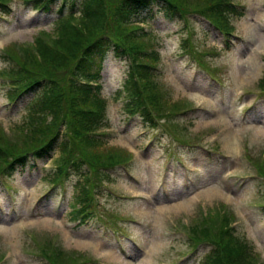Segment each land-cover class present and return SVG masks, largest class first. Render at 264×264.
Wrapping results in <instances>:
<instances>
[{"label": "rangeland", "instance_id": "374dc122", "mask_svg": "<svg viewBox=\"0 0 264 264\" xmlns=\"http://www.w3.org/2000/svg\"><path fill=\"white\" fill-rule=\"evenodd\" d=\"M238 2L244 14L231 17L234 33L230 37L196 15L187 17L191 22L187 29L184 19L168 21L160 17L152 24L153 33L160 38L156 49L163 59L159 67L165 73L160 81L167 97L196 108L177 115L175 124L182 134L201 145L197 149L184 147L169 135L156 139L157 130L142 126L141 118L127 119L122 108L124 99L116 101L114 96L128 72L129 59L113 55L105 62L100 81L102 94L109 100L105 113L110 127L103 126L98 132L111 134L108 138L106 135L111 147L129 148L135 164L128 173L104 186L111 195L101 200H105L106 208L135 219L133 223L122 222L138 241L136 246L124 242L129 257L122 253L115 237L103 233L98 222L82 223L73 217L69 203L77 195L75 177L65 187L56 188L52 197L38 202L39 211L46 210L44 216L29 218L40 197L53 188L48 180L53 177L54 156L41 160L43 170L17 171L0 181V256L7 252L2 264H43L32 251L46 235L54 237L57 246L73 259L89 257L88 264H198L207 248L201 246L190 254L192 244L179 228L189 231L188 225L202 224V209L215 208L216 212L219 206L236 212V234L264 258V178L251 162L264 166V94L260 92L264 0ZM14 5V16L0 14V70L7 47L32 43L40 31H54L52 21L57 18L28 9L18 1ZM190 28L191 46L195 45L215 69L213 77L200 66L198 70V62L192 64L180 57L179 53L187 50L182 41ZM6 80L0 75V124L12 131L26 117L30 119L22 103L29 96L19 99L18 104L10 101ZM176 156L187 162L189 177L184 173L188 168L177 164ZM199 184L207 187L193 193ZM166 185L170 194L163 193L164 198L160 191Z\"/></svg>", "mask_w": 264, "mask_h": 264}, {"label": "trees", "instance_id": "16d2710c", "mask_svg": "<svg viewBox=\"0 0 264 264\" xmlns=\"http://www.w3.org/2000/svg\"><path fill=\"white\" fill-rule=\"evenodd\" d=\"M17 1L57 18L52 21L54 31H40L32 43L9 46L2 53L0 75L7 79V98L17 101L29 96L22 103L30 119L26 117L10 132L0 125V179L37 169L38 159L56 156L54 183L72 171L79 172L72 215L85 220L96 215L98 187L111 168L129 159L127 150L111 147L108 140L97 136L108 125L105 110L109 101L102 94L100 78L109 56L130 60L114 99H125L123 108L131 114L165 119L176 127L177 114L192 108L167 97L160 74L154 71L161 60L156 37L153 31L144 32L140 24L157 15L168 21L184 19L190 25L187 17L196 15L231 35V17L244 11L238 0H0V14L14 16ZM194 54L202 56L199 50ZM234 219L232 213L221 217L212 211L202 218V224L193 226L194 246L210 247L199 264H264L261 254L229 227ZM42 254L43 264L88 262L85 257L73 259L51 241L45 243Z\"/></svg>", "mask_w": 264, "mask_h": 264}, {"label": "bare ground", "instance_id": "6f19581e", "mask_svg": "<svg viewBox=\"0 0 264 264\" xmlns=\"http://www.w3.org/2000/svg\"><path fill=\"white\" fill-rule=\"evenodd\" d=\"M233 144H234V142H233Z\"/></svg>", "mask_w": 264, "mask_h": 264}]
</instances>
